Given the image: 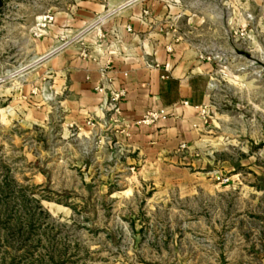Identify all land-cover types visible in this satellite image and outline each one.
I'll list each match as a JSON object with an SVG mask.
<instances>
[{"label":"rangeland","instance_id":"rangeland-1","mask_svg":"<svg viewBox=\"0 0 264 264\" xmlns=\"http://www.w3.org/2000/svg\"><path fill=\"white\" fill-rule=\"evenodd\" d=\"M86 1L105 0H0V264H264V1L242 17L240 0H183L213 64L195 153L170 164L184 175L74 140L41 58Z\"/></svg>","mask_w":264,"mask_h":264},{"label":"crops","instance_id":"crops-1","mask_svg":"<svg viewBox=\"0 0 264 264\" xmlns=\"http://www.w3.org/2000/svg\"><path fill=\"white\" fill-rule=\"evenodd\" d=\"M125 1L81 3L77 11L83 24L101 18L98 26L104 39L98 42L94 30L77 35L80 30L76 32L75 24H69L74 19L56 15L49 40L57 42L53 39L65 24L72 26L73 40H68L72 41L65 49L44 55L46 77L62 96L76 130L74 140L83 144L84 155L136 156L132 161L141 169L158 165L184 175V168L171 169L170 164H182L180 160L192 156L198 145L200 115L209 102L213 69L212 62L203 60L187 40L201 19L198 12L186 10L183 0ZM231 1H224L227 14L232 13ZM240 1L238 14L243 17L254 9L249 2L259 6L264 0ZM82 50L89 57H82ZM107 59L109 68L101 75L99 69ZM98 86L105 94L122 92L118 115L102 107L103 95L95 90ZM158 108L167 112L165 120L150 126L135 124L144 112ZM88 119L95 122L94 127L86 125Z\"/></svg>","mask_w":264,"mask_h":264},{"label":"built area","instance_id":"built-area-1","mask_svg":"<svg viewBox=\"0 0 264 264\" xmlns=\"http://www.w3.org/2000/svg\"><path fill=\"white\" fill-rule=\"evenodd\" d=\"M136 0H126L124 2V4H130L132 2H134ZM101 18L100 17H96L95 21L93 23H91L90 25L84 27L79 34L80 35L82 33H86L90 30H94V36H95V41H100L102 39H104V35L100 32L99 30V26L98 23L100 22ZM52 21V17L51 16H44L42 18V20H40V28H44L46 26V24L50 23ZM40 31V30H39ZM242 35V34H241ZM73 40V38H72ZM68 41L69 43L72 41ZM95 41H93L95 43ZM67 42V43H68ZM59 49V48H58ZM169 49V48H167ZM57 49L53 50L56 51ZM80 55L82 57H89V53L86 50H82L80 52ZM109 60L107 59L103 66L99 69L100 74L103 75L105 73V71L109 68ZM96 92L99 94L103 95L101 104L102 107L104 109H106L107 111H109L112 115H118L119 114V106L118 103L120 101V98L122 97V92L121 91H117V92H109L108 94L104 93V89L102 88V86H98L95 88ZM185 104V102H184ZM204 110H201V116H203ZM167 117V112L165 111L164 108H158V109H153V110H148L146 112H144L141 117L135 122L136 125H142V126H150L158 121H163L165 120ZM104 122H101V125H103ZM86 125L89 127H94L95 122L91 119H88L86 121ZM180 148H185L184 145H180Z\"/></svg>","mask_w":264,"mask_h":264},{"label":"water","instance_id":"water-1","mask_svg":"<svg viewBox=\"0 0 264 264\" xmlns=\"http://www.w3.org/2000/svg\"><path fill=\"white\" fill-rule=\"evenodd\" d=\"M45 56H43L41 59H43Z\"/></svg>","mask_w":264,"mask_h":264}]
</instances>
